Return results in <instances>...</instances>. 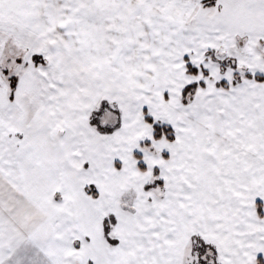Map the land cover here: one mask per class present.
<instances>
[{"label": "snow or ice", "instance_id": "snow-or-ice-1", "mask_svg": "<svg viewBox=\"0 0 264 264\" xmlns=\"http://www.w3.org/2000/svg\"><path fill=\"white\" fill-rule=\"evenodd\" d=\"M0 264H264V0H0Z\"/></svg>", "mask_w": 264, "mask_h": 264}]
</instances>
